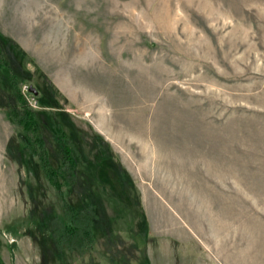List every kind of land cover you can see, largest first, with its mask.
Here are the masks:
<instances>
[{
    "label": "rangeland",
    "instance_id": "obj_1",
    "mask_svg": "<svg viewBox=\"0 0 264 264\" xmlns=\"http://www.w3.org/2000/svg\"><path fill=\"white\" fill-rule=\"evenodd\" d=\"M0 33L4 264H264V0H0ZM10 73L36 90L23 96L51 164L49 122L79 151L66 201L102 203L81 251L42 244L39 213L64 209L27 169Z\"/></svg>",
    "mask_w": 264,
    "mask_h": 264
},
{
    "label": "trees",
    "instance_id": "obj_2",
    "mask_svg": "<svg viewBox=\"0 0 264 264\" xmlns=\"http://www.w3.org/2000/svg\"><path fill=\"white\" fill-rule=\"evenodd\" d=\"M3 37L0 33V65H5L2 52ZM1 80V77H0ZM11 87L15 90V97L18 105L8 107V116L20 128L18 134L22 149L29 155L27 169L34 172V168L39 167L48 180L49 184L57 191L61 198L64 214L58 215L47 211H41L38 215L39 227L44 232L42 244L51 256L57 255L64 249L81 251L93 242L94 230L100 224L102 215V203L98 197L92 196L78 206L70 205L63 195L62 184L73 185L77 180V165L80 154L72 139L62 128L61 123L49 122V130L58 145L60 163L54 167L45 150V141L41 134L40 124L35 116L34 110L26 101L20 88H17V80L13 73L8 76ZM64 117V116H63ZM91 162L95 166H100L102 161H109L107 146L100 136H90ZM102 143V147L101 146ZM104 145V146H103ZM36 157L37 163H32L31 159ZM111 161V160H110ZM138 224L144 228L145 219ZM0 264H4L0 259ZM139 264H149L147 259H143Z\"/></svg>",
    "mask_w": 264,
    "mask_h": 264
},
{
    "label": "built area",
    "instance_id": "obj_3",
    "mask_svg": "<svg viewBox=\"0 0 264 264\" xmlns=\"http://www.w3.org/2000/svg\"><path fill=\"white\" fill-rule=\"evenodd\" d=\"M28 88H29L28 85L23 84V85L21 86V91H22L23 93H24V92H27V91H28Z\"/></svg>",
    "mask_w": 264,
    "mask_h": 264
},
{
    "label": "water",
    "instance_id": "obj_4",
    "mask_svg": "<svg viewBox=\"0 0 264 264\" xmlns=\"http://www.w3.org/2000/svg\"><path fill=\"white\" fill-rule=\"evenodd\" d=\"M29 90L36 94V90L33 87H30Z\"/></svg>",
    "mask_w": 264,
    "mask_h": 264
}]
</instances>
